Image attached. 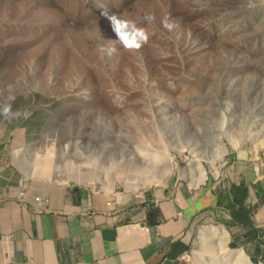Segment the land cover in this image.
<instances>
[{
	"label": "rangeland",
	"instance_id": "rangeland-1",
	"mask_svg": "<svg viewBox=\"0 0 264 264\" xmlns=\"http://www.w3.org/2000/svg\"><path fill=\"white\" fill-rule=\"evenodd\" d=\"M105 8L144 29L148 42L124 49ZM112 47L111 56L101 51ZM9 102L17 118L0 116V130L23 136L50 175L86 180L88 189L194 188L188 166L216 140L218 171L199 186L241 151L264 162V0H0V107ZM133 151L158 160L128 187L123 164ZM166 154L173 165L161 171ZM110 160L112 180L101 174ZM208 225L222 226L228 246L247 255L223 224L203 223L175 264H206L200 230Z\"/></svg>",
	"mask_w": 264,
	"mask_h": 264
},
{
	"label": "crops",
	"instance_id": "crops-1",
	"mask_svg": "<svg viewBox=\"0 0 264 264\" xmlns=\"http://www.w3.org/2000/svg\"><path fill=\"white\" fill-rule=\"evenodd\" d=\"M18 134L0 130V263L175 264L196 226L215 222L264 262L262 159L241 151L219 178L194 188L88 189L86 180L50 175Z\"/></svg>",
	"mask_w": 264,
	"mask_h": 264
},
{
	"label": "bare ground",
	"instance_id": "bare-ground-1",
	"mask_svg": "<svg viewBox=\"0 0 264 264\" xmlns=\"http://www.w3.org/2000/svg\"><path fill=\"white\" fill-rule=\"evenodd\" d=\"M212 131H207V134L210 132L212 133ZM230 140L231 143L236 144V139L234 137L230 136ZM210 146V153L200 154L199 157L195 158L193 162L188 166L189 179H191L190 181L193 186H197L198 184L203 183L204 179L206 178V175L208 174L206 173V171L210 170L213 174H216L218 171L217 167L214 165V161L217 158H221L222 152L224 150H221V144L218 140L212 141L210 143ZM254 152L255 150L253 149V156H255ZM145 158L148 159L147 162L141 164L142 160H144ZM154 159L158 160L157 156L156 158H152L148 155H143L140 152L133 151L127 154V158L124 160L123 164V172L128 176L125 177V185L129 187L132 182V178L134 179L135 177H137L138 174L143 173V167L152 169L153 167L150 166L149 163L154 162ZM163 160L164 166L161 168V171H164L167 166L171 167L173 165L172 158L167 154L165 155ZM202 162L207 165V170L204 168ZM111 163L112 162L110 160L107 165L103 166V170L101 171L103 177H105V175L107 176V178L111 176ZM119 168L121 169V167ZM57 175H59V173L55 174V176ZM200 240L201 243L209 247V254L204 255L206 264H254L249 260L248 256L244 253L242 248H231L228 246L227 232L220 225H208L203 227L200 230Z\"/></svg>",
	"mask_w": 264,
	"mask_h": 264
},
{
	"label": "clouds",
	"instance_id": "clouds-1",
	"mask_svg": "<svg viewBox=\"0 0 264 264\" xmlns=\"http://www.w3.org/2000/svg\"><path fill=\"white\" fill-rule=\"evenodd\" d=\"M101 15L109 21L111 30L113 31V33L117 38L116 41H118L119 44L124 49L129 51H133V50L138 51L144 44L148 42L149 34L144 29L137 27L135 23L126 19H122L115 13H109V11L106 8L103 9ZM144 20L151 23L154 22L155 17L151 14H147L144 16ZM163 27L171 31L174 28V24L165 21L163 23ZM101 51L105 55L111 56L116 51V49L114 47L102 48ZM11 100H14V97H9V101ZM0 116H2L4 119L8 121H11L17 118V113L13 112L12 105L9 102L4 104L2 107H0ZM24 193L22 194L21 192L23 198H24ZM37 208L41 209L40 207ZM185 255L186 253H184L182 257H184ZM0 264H8V263L3 262Z\"/></svg>",
	"mask_w": 264,
	"mask_h": 264
},
{
	"label": "built area",
	"instance_id": "built-area-1",
	"mask_svg": "<svg viewBox=\"0 0 264 264\" xmlns=\"http://www.w3.org/2000/svg\"><path fill=\"white\" fill-rule=\"evenodd\" d=\"M2 200V196L0 195V201ZM36 202H41L42 200L39 197H35ZM45 200V199H44Z\"/></svg>",
	"mask_w": 264,
	"mask_h": 264
},
{
	"label": "trees",
	"instance_id": "trees-1",
	"mask_svg": "<svg viewBox=\"0 0 264 264\" xmlns=\"http://www.w3.org/2000/svg\"><path fill=\"white\" fill-rule=\"evenodd\" d=\"M232 245H233V244H231V246H232ZM252 261L255 262L254 259H252Z\"/></svg>",
	"mask_w": 264,
	"mask_h": 264
}]
</instances>
